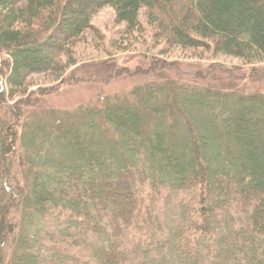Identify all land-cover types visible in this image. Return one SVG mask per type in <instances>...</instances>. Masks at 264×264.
Wrapping results in <instances>:
<instances>
[{"label":"trees","instance_id":"obj_1","mask_svg":"<svg viewBox=\"0 0 264 264\" xmlns=\"http://www.w3.org/2000/svg\"><path fill=\"white\" fill-rule=\"evenodd\" d=\"M104 6L125 34L144 11L159 43L264 63V0H0V264H264V92L172 80L68 113L9 101L75 64Z\"/></svg>","mask_w":264,"mask_h":264},{"label":"rangeland","instance_id":"obj_2","mask_svg":"<svg viewBox=\"0 0 264 264\" xmlns=\"http://www.w3.org/2000/svg\"><path fill=\"white\" fill-rule=\"evenodd\" d=\"M143 12L140 15L143 30L125 34L124 25L116 22L114 9L102 7L92 17L94 29L86 31L76 44L75 64L55 80L43 73L31 75L26 93H34L31 99L27 101L28 95L16 93L9 101L25 100L24 104L31 103L30 110L37 112L55 109L68 113L81 105H104L112 97L123 98L138 85L172 80L199 88L264 92V63L244 65L235 58L211 57L202 48L190 50L195 56L189 51H180L179 47L159 43ZM8 59V54L0 50V80L6 91L10 86L3 74L10 70L5 63ZM16 156L18 153H11L5 164ZM67 257L61 256L59 262H66Z\"/></svg>","mask_w":264,"mask_h":264}]
</instances>
